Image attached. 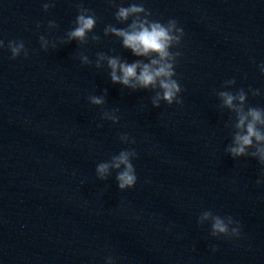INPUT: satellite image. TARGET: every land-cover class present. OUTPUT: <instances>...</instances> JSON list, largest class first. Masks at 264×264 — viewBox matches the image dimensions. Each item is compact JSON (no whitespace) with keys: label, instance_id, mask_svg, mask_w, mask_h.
<instances>
[{"label":"water","instance_id":"95a60500","mask_svg":"<svg viewBox=\"0 0 264 264\" xmlns=\"http://www.w3.org/2000/svg\"><path fill=\"white\" fill-rule=\"evenodd\" d=\"M44 2L0 0V264H264L262 168L225 152L233 114L215 95L259 89L246 106L264 108V0H115L143 3L150 20L175 19L184 30L170 49L181 53L174 78L183 103L159 108L154 91L113 84L106 65L94 66L97 52L143 59L103 35L106 25L131 22L117 23L109 0H51L47 13ZM77 5L96 26L87 44H62ZM41 35L56 47L41 50ZM14 40L26 58L10 59ZM80 54L93 64L81 65ZM105 89L104 105L88 102ZM112 109L115 125L100 119ZM123 133L135 143H121ZM123 149L137 153V182L120 191L115 172L101 181L95 167ZM206 210L238 221L239 236L212 237L209 221L197 224Z\"/></svg>","mask_w":264,"mask_h":264},{"label":"clouds","instance_id":"9594fccd","mask_svg":"<svg viewBox=\"0 0 264 264\" xmlns=\"http://www.w3.org/2000/svg\"><path fill=\"white\" fill-rule=\"evenodd\" d=\"M110 4L116 7L114 19L117 23L123 24L131 21L125 28H117L111 24L103 29V35H113L121 40V46L130 50L133 56L143 59H136L129 63L120 56H109L103 52L96 53L94 66L101 68L106 65L109 70L110 82L119 84L123 88L132 91L152 90L154 95L150 98L153 108H159L161 102L172 105H182L183 100L180 93L183 88L176 77L175 66L177 58L181 55L179 51L173 52L170 49L178 47L184 36V30L178 26L175 19H168L165 23L150 20L152 15L143 3H131L127 7L116 5L115 0H109ZM54 3L51 0H45L42 3V10L48 12ZM77 16L74 20V27L65 33V37L60 40L62 44H69L72 41L80 45L88 43L89 33H92L96 26L97 18L95 14L82 5H77ZM39 29L40 25H36ZM49 29L57 28L55 21H49ZM93 42L99 41L98 35H91ZM40 49L47 51L51 46L55 48V43L46 39L45 36H39ZM5 47L4 41L0 40V48ZM7 49L10 51V59H16L23 53L28 56V50L25 48L23 40L9 41ZM81 65H92L89 57L80 54L77 57ZM147 61V62H145ZM261 75H264V63L258 66ZM235 79H228L223 82V88H230L235 85ZM252 96L260 95L259 89L249 88L247 92L243 88L235 92L218 91L215 92L220 101L218 107L227 109L233 114L225 127L231 129V143L225 147V152L232 159L240 157H251L257 160L261 165V176H264V108L246 106L248 94ZM107 90L103 94L90 95L88 102L93 106H102L105 104ZM117 109L111 111L104 110L100 114L101 120L111 121L117 124L120 117L116 115ZM97 124V127H101ZM118 139L121 143L134 144L135 140L128 134H120ZM137 157L134 149H123L118 154L110 157L105 162H100L95 167V174L98 180L105 181L115 172V181L120 191L131 189L137 182V176L132 160ZM257 180L256 184H261ZM210 222V235L212 237H238L240 234L239 222L234 221L231 216L221 217L214 215L210 210L203 211L197 219V224L202 225L205 221ZM235 225V226H232ZM216 249L213 248V251ZM106 264H113L111 257H108Z\"/></svg>","mask_w":264,"mask_h":264}]
</instances>
